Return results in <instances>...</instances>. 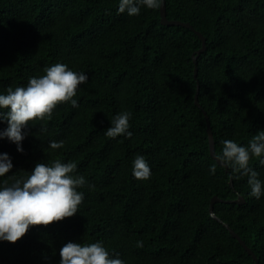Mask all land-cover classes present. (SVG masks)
I'll return each instance as SVG.
<instances>
[{
    "label": "trees",
    "instance_id": "1",
    "mask_svg": "<svg viewBox=\"0 0 264 264\" xmlns=\"http://www.w3.org/2000/svg\"><path fill=\"white\" fill-rule=\"evenodd\" d=\"M118 7L119 0H0V94L55 63L88 77L73 97L78 107L61 103L51 118L29 122L23 152L0 138L13 164L0 186L53 160L75 163L73 175L86 180L76 189L83 194L76 214L30 226L15 243L0 241V264H59L67 242H101L125 264L254 263L223 222L264 264V195L251 196L248 176L211 154L204 112L218 156L222 141L247 147L264 131V0H166L169 19L206 37L197 77L193 55L203 41L193 28L162 23L161 4L139 5L132 16ZM125 111L132 136H106ZM7 126L0 120V131ZM137 155L151 169L147 180L133 175ZM261 159L253 156L249 167L264 184ZM239 194L245 202L216 201L222 221L212 216L214 195Z\"/></svg>",
    "mask_w": 264,
    "mask_h": 264
},
{
    "label": "clouds",
    "instance_id": "2",
    "mask_svg": "<svg viewBox=\"0 0 264 264\" xmlns=\"http://www.w3.org/2000/svg\"><path fill=\"white\" fill-rule=\"evenodd\" d=\"M161 0H119L118 11L127 10L128 15H139V5L155 9ZM44 75L31 77L27 86L9 87L7 94H0V120L7 121V128L0 131V138L6 137L17 144V150L25 139L24 129L33 120L51 118L54 109L61 103H78L73 97L80 84L87 82V75L70 70L63 63H55L44 69ZM130 113L125 111L114 116L106 136L116 138L120 135L132 136L129 129ZM222 155L218 159L232 170L248 176L250 195L259 199L264 195V184L257 178L256 171L249 167L250 159L264 157V131H259L249 141L247 147L233 140L222 141ZM51 149L63 147V142L50 141ZM264 165V159L260 160ZM76 164L53 160L51 164L36 163L25 177L17 178L13 183L0 186V241L10 243L22 238L30 226H47L72 217L78 212L83 194L76 189L83 187L86 180L81 175H73ZM13 164L7 153H0V177L5 176ZM210 170L215 172V165ZM132 172L135 178L147 180L151 169L142 155L135 156ZM138 246H142L138 242ZM59 264H125L120 258H110L101 242L81 244L67 242L60 248Z\"/></svg>",
    "mask_w": 264,
    "mask_h": 264
},
{
    "label": "water",
    "instance_id": "3",
    "mask_svg": "<svg viewBox=\"0 0 264 264\" xmlns=\"http://www.w3.org/2000/svg\"><path fill=\"white\" fill-rule=\"evenodd\" d=\"M161 16H162L161 21L164 24H169V25L179 24V25L188 26V27L194 29L193 25L190 22H185V21L175 20V19H169L167 17L166 0H162V2H161ZM194 30L202 38V41H203L202 47L200 49H198L197 52H195L194 55H193L195 63H196L195 77H197L198 76L197 58L206 49V37L199 30H197V29H194ZM199 91H200V81L198 80V89H197L196 99L195 100H196V103L199 106H202L200 104V101H199V96H198L199 95ZM204 112H205L206 120H207V129H208L209 139H210V151H211V154L220 162V164L224 165L226 167V170L228 171L229 170L228 165L218 159L219 156L216 154V150H215V139H214V133H213L212 125H211V120H210V117L207 114L206 110H204ZM230 183H231L232 186H234V182H233L232 178L230 179ZM216 201L243 203V202H245V198H244V196L242 194H239V196L237 198H235V199H224V198H222V197H220L218 195H214L212 197V199H211L210 212H211L212 216H214L216 219L222 221V219L216 214V212L214 210V205H215ZM223 223L229 228L231 233L240 240V242L245 246V248L248 250V252L250 254H252V256H253L255 261H254V263H251V264H258L260 259L257 256V254L254 252V250L246 243V241L239 235V233L236 232V230L233 227L230 226L229 223H227V222H223Z\"/></svg>",
    "mask_w": 264,
    "mask_h": 264
}]
</instances>
